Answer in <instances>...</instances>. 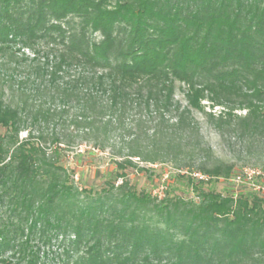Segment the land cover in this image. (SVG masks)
I'll return each instance as SVG.
<instances>
[{
  "label": "trees",
  "instance_id": "1",
  "mask_svg": "<svg viewBox=\"0 0 264 264\" xmlns=\"http://www.w3.org/2000/svg\"><path fill=\"white\" fill-rule=\"evenodd\" d=\"M0 60V264H44L34 243L54 234L64 256L53 264H264V196L246 181L220 192L184 177L198 199H159L127 171L80 188L58 134L51 154L44 131L19 138L28 119L69 117L126 150L118 170L139 157L238 176L193 109L210 101L224 141L264 146V0H0Z\"/></svg>",
  "mask_w": 264,
  "mask_h": 264
},
{
  "label": "rangeland",
  "instance_id": "2",
  "mask_svg": "<svg viewBox=\"0 0 264 264\" xmlns=\"http://www.w3.org/2000/svg\"><path fill=\"white\" fill-rule=\"evenodd\" d=\"M96 36L99 37L97 34ZM26 53L31 55L28 50ZM8 78V74L0 65V93ZM176 98L183 106L189 104L186 85L177 84ZM221 109L219 106L213 108L210 101L204 100L201 110L193 109V114L198 120L205 140L213 148L215 157L232 164L233 171H236L238 175H242L246 171L247 175H250L249 187L264 196V146L247 148L245 144L234 140L224 141L208 121V113L219 112ZM43 131L44 136L49 140L43 142L42 145L50 154L56 149V145L51 143V140L54 135L58 134L60 137L62 142L57 145L59 163L67 171H74V181L80 188L100 189L115 171H127V177L135 188L150 191L153 196H157L159 199L163 198L167 192L171 195L181 194L187 198L198 199L184 177H191L197 181L203 180L206 187L211 186L212 189L220 192H238L241 189V183L235 181L234 174L228 178L205 175L201 179L195 174L196 171H199L197 168L199 164L195 161H180L177 165L170 160L153 163L143 161L139 157H132L136 167L118 170L117 162L124 160L126 150L122 149L120 144H115L114 141H106L102 137L75 129L74 125L69 122V117H64L57 128L52 125L40 126L28 119L20 131L19 138L22 140L31 133L32 137L39 141L42 139ZM122 180L123 178L120 177L117 184ZM63 239L64 235L54 234L51 241L45 243L38 236L34 246L38 244L39 255L44 264H53L59 261L61 256H64ZM35 249L37 248L35 247ZM9 254L10 252L6 253V255Z\"/></svg>",
  "mask_w": 264,
  "mask_h": 264
},
{
  "label": "built area",
  "instance_id": "3",
  "mask_svg": "<svg viewBox=\"0 0 264 264\" xmlns=\"http://www.w3.org/2000/svg\"><path fill=\"white\" fill-rule=\"evenodd\" d=\"M195 174H197V176H199L201 179H203L205 176V174H202L200 172H196ZM235 181L240 182V183L246 181L247 183H250V175L249 174L247 175L245 171L244 174L236 176Z\"/></svg>",
  "mask_w": 264,
  "mask_h": 264
}]
</instances>
